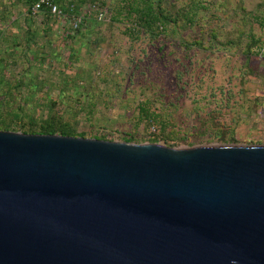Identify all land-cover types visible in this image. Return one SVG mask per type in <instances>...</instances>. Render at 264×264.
Here are the masks:
<instances>
[{
  "label": "water",
  "instance_id": "95a60500",
  "mask_svg": "<svg viewBox=\"0 0 264 264\" xmlns=\"http://www.w3.org/2000/svg\"><path fill=\"white\" fill-rule=\"evenodd\" d=\"M0 264H264V145L0 131Z\"/></svg>",
  "mask_w": 264,
  "mask_h": 264
},
{
  "label": "rangeland",
  "instance_id": "374dc122",
  "mask_svg": "<svg viewBox=\"0 0 264 264\" xmlns=\"http://www.w3.org/2000/svg\"><path fill=\"white\" fill-rule=\"evenodd\" d=\"M99 1L111 11L112 18L124 3L122 0ZM163 1L173 13L185 8L203 15L207 29L218 27V40L213 41L209 34L204 41V48L208 50L188 47L186 43L194 44L208 33L207 30L201 32L199 25H185L176 31L169 25L166 35L158 39H151L149 35L138 39L129 33L131 20L125 16L119 21L112 19V22L99 25L91 20L90 30L67 42L62 38L69 33L73 36V31L64 29L63 25L69 26L68 20L64 19L61 25L53 26L47 36L43 34L37 39L38 52L51 56L47 68L53 71L52 79L57 83L56 88L50 87L37 99L45 104L46 94L57 98L64 83H69L70 104L81 120L80 131L87 132L88 138L99 135L123 143L128 136L134 135L141 142L133 144H153L149 136L161 132L160 121L148 123L143 117L139 106L148 104L151 113H161L166 108L167 122L173 123L167 132H176L174 140L156 144L175 150L199 146L264 145V45L258 50L256 61L252 62V66L259 67L260 76L247 73L245 57L250 35L261 38L264 43V31L241 10L243 6L252 11L262 0ZM1 4L9 5V1L0 0ZM11 12L7 23L0 21V31L7 37L5 44H0L2 49H7L10 40L15 41L12 37L19 34L18 27L10 24L19 16L17 12ZM123 13L127 15V11ZM43 20L39 17V25ZM243 24L246 34L240 41ZM230 40L236 44H228ZM73 50L76 56L71 58ZM20 71L19 67L11 68L7 79ZM97 73L94 87L86 86L85 83L94 79ZM78 78H82V82ZM76 81L82 83L81 89L75 88ZM77 89L83 93L88 91L90 98L77 103ZM257 97L262 103L258 112H252V103ZM213 112L221 113L217 122L235 127L238 142L220 143L214 135L205 134Z\"/></svg>",
  "mask_w": 264,
  "mask_h": 264
},
{
  "label": "trees",
  "instance_id": "16d2710c",
  "mask_svg": "<svg viewBox=\"0 0 264 264\" xmlns=\"http://www.w3.org/2000/svg\"><path fill=\"white\" fill-rule=\"evenodd\" d=\"M9 5H0V21L7 23L10 20L9 13L13 10L17 12L19 17L10 22L11 25L17 26L19 34L14 39L10 40L9 47L6 49L0 48V131L20 132L30 135H62L68 137H82L88 138L87 132L80 131L81 120L76 115L74 107L70 104V97L68 92L70 88L69 83H64L61 87L60 94L57 98H51L46 94L47 102L42 104L37 96L44 94L45 91L51 88H56L57 83L53 81V71L48 70L47 65L51 60V56L38 52V40L40 37L47 36L53 26H59L62 24L63 18L59 15H55L51 12L47 6H42L39 11H35L36 5L41 0H8ZM52 3L58 6L63 12V16L68 19L82 18L77 29L73 31V36L67 35L62 39L69 41L74 36H83L86 30H90V21H94L93 24L99 25L112 22V19L116 21L121 17H125L131 20V25L128 28L129 33L137 37L138 39L142 35H149L151 39H158L161 36L166 35L168 31L167 27L173 26V30H179L182 27L190 25L201 26V32L207 30L201 40H195L193 43H186L188 47L198 46L204 48V41L207 35L210 34V39L213 41L218 40L220 32L218 27L206 28L204 24L206 19L200 13H191L188 9L177 10L173 13L171 9L163 4V0H122L123 6H120L115 18H112L111 11L106 8V17L100 21L96 14L84 13V8L89 4L100 3L99 0H50ZM103 6L104 4L101 3ZM127 11V15L123 12ZM241 10L246 18H250L264 31V0L258 6L252 10L247 11L245 7H241ZM12 13V12H11ZM39 17L44 20L39 25ZM22 19V21L20 20ZM43 26V27H41ZM70 28L65 25L64 29ZM45 31H44V30ZM72 30V29H71ZM93 33L94 30H91ZM210 32V33H209ZM240 41L246 34L245 24L240 27ZM4 31H0V44H5ZM9 41V42H10ZM228 44H236L233 40L228 41ZM262 39L255 35H250V40L246 46L245 57L248 62V74L251 76H260V72L257 71L258 66H252L253 60L259 56L258 50L262 49ZM208 50L207 48H204ZM44 52L46 50H43ZM262 52H260L261 54ZM76 56V51L73 50L71 58ZM251 64V65H250ZM21 69L20 72L9 76V70ZM96 77L90 82L85 83L89 88H93L96 83ZM82 82V78H78ZM75 88L82 87V83L76 81ZM84 88V86H83ZM75 92V100L77 103L81 102L84 98H90L88 91L85 93L81 91ZM115 95V92H112ZM25 94V96L23 95ZM261 98H256L252 103V112H258V106L260 105ZM140 112H143V117L148 123L159 122L161 132L159 134H150V142L158 143L161 141L174 140L176 132L168 131L167 128L173 125L172 122H167L166 108L161 113H151L148 109V104L139 106ZM42 109H45L44 111ZM83 110V109H82ZM86 111V110H83ZM221 116L219 112L210 113L211 121L205 134L214 135L220 143H235L238 142L235 136V127L232 125H226L224 123L217 122V118ZM92 139L107 140L106 136L94 135ZM127 143H140L141 141L134 135L128 136L124 139Z\"/></svg>",
  "mask_w": 264,
  "mask_h": 264
},
{
  "label": "built area",
  "instance_id": "2783aa9c",
  "mask_svg": "<svg viewBox=\"0 0 264 264\" xmlns=\"http://www.w3.org/2000/svg\"><path fill=\"white\" fill-rule=\"evenodd\" d=\"M42 6H47L50 8L51 12L55 15H59L64 19L68 20L69 27H71L72 31L77 29L79 23L81 22L82 18H73V19H68V17L63 16V12L58 8L57 5L52 3L50 0H41L35 7V11H39ZM84 13L88 14H96L98 19L100 21L104 20L106 17V9L101 3H96V4H89L84 8ZM65 26V25H63Z\"/></svg>",
  "mask_w": 264,
  "mask_h": 264
}]
</instances>
